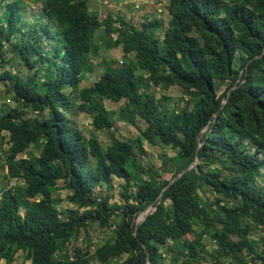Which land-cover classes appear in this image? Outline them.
Returning <instances> with one entry per match:
<instances>
[{
	"label": "trees",
	"instance_id": "obj_1",
	"mask_svg": "<svg viewBox=\"0 0 264 264\" xmlns=\"http://www.w3.org/2000/svg\"><path fill=\"white\" fill-rule=\"evenodd\" d=\"M41 3L47 23L27 25L18 0L0 13V81L17 106L0 114L1 144L7 137L8 145L0 263L23 254L29 264H264V0H168L165 26L144 19L139 27L99 20L87 0ZM101 28L117 35L109 45L125 61L108 63L82 87ZM16 64L24 78L9 70ZM150 88H177L186 103L168 108ZM105 100L118 110L105 109ZM76 111L89 116L92 132L109 137L104 150L72 125L68 114ZM114 120L136 128L137 140L115 137ZM139 141L175 154L157 171L136 156ZM113 179L123 181L122 205L95 191L110 189ZM59 189L70 193L74 210L57 209ZM94 225L111 237L91 250ZM205 234L213 251L201 241Z\"/></svg>",
	"mask_w": 264,
	"mask_h": 264
},
{
	"label": "rangeland",
	"instance_id": "obj_2",
	"mask_svg": "<svg viewBox=\"0 0 264 264\" xmlns=\"http://www.w3.org/2000/svg\"><path fill=\"white\" fill-rule=\"evenodd\" d=\"M12 0H0V13L4 9L5 5ZM19 2H22V16L24 21L27 22V25H30L31 23H34L36 21H41L42 23H47V18H42V14L40 12V7L42 5V0H18ZM88 1V8L91 12H94L98 15L99 20H103L106 16L115 18L119 17L122 20L139 27V25L146 20H153L157 19L159 21H162L164 26L166 25V22L168 20V16L166 13L168 0H87ZM115 27H118V23L114 24L113 29ZM162 30H159L156 32V35L159 39L162 37ZM117 35L112 31L105 32L104 29H100L96 32L93 42L97 46V54L95 56L91 57V63L94 67L93 71L90 73H87L83 79V82L81 83L82 87H88L92 85L98 77L103 72V68L108 63H115V64H122L124 63V58L122 57V53L119 46H114L109 41H114L116 39ZM42 49L44 51L48 50V47L45 45H42ZM131 56V55H130ZM132 57V56H131ZM46 67V63L42 66V71ZM9 70L11 71L13 76H19L20 78H24L27 74L26 69L21 67L19 64L14 65L13 67H9ZM41 71L40 77L43 75V72ZM143 76H145V73L139 72ZM5 82H9L6 80ZM218 92L221 93L225 85H219L218 86ZM152 94L155 95L156 98L165 97V105L168 108H175L179 109L182 107L187 99L177 88H171L167 92L158 91L151 89L149 90ZM103 105L105 109L109 111H117L119 108L118 103H114L111 101H103ZM17 107L14 101L10 98V95L5 92V87L0 81V114H3L7 111L9 108H15ZM68 117L72 123V125L81 130L83 135L85 137H89L91 134L96 136L99 140V143L104 150L109 144L110 140L109 137L106 134L102 133H96L92 132L90 127V118L86 114H82L79 112H73L71 114H68ZM111 131L115 134V137L122 139V140H131L136 141L138 136V131L136 128L129 126L127 123L120 122L117 120L113 121V127ZM7 137H4L3 144H1L0 140V188L4 185L5 181L3 179V176L6 174V168L3 163L2 157L6 153L8 149V145L4 144L6 143ZM140 150L134 148V152L136 156H140L142 163L149 165L153 167L155 170H159L161 167L162 161L169 156H173L175 154L174 150L162 148L160 146H150L147 145L141 141L136 143ZM34 155L38 154V151L34 152ZM25 156V157H24ZM30 153H26L23 155L24 158H29ZM90 165L92 166V163L90 162ZM163 179H169V174H164ZM12 185L17 186L16 184ZM122 185L123 181L119 179H113L112 180V187L110 189H107L106 186H98L96 187L95 191L97 192H105V190L108 191V193L113 194V197L109 200L110 204H119L122 205V200H120L119 195L122 191ZM10 187L11 185H7ZM131 191L133 189H130ZM70 193L65 189H59L54 192V198L60 199L61 203L58 204L57 209L59 211L63 210H74L75 207L67 202L66 197ZM118 195V196H117ZM200 195L202 198L206 199V201L211 200V194L209 191L200 192ZM83 210H80L79 213H81ZM24 208L20 207V215H23ZM197 233L200 231V229L196 230ZM259 234V233H257ZM256 233H253L251 235L252 238L258 239L259 236ZM83 232L79 235L77 241L75 242L76 245L79 247H82L83 244L85 245L84 241L82 243L83 238ZM111 237V231L110 230H101L97 225H94L89 229V238L91 243V250L94 246L99 244L103 239H107ZM201 241L205 243L207 250L213 251L214 244L210 241V238L207 234L201 238ZM181 243V241L179 242ZM93 245V246H92ZM23 254L18 255L17 260L15 264H29L28 261H24ZM213 262L209 261V264ZM91 264H96V262L93 260ZM208 264V262H207Z\"/></svg>",
	"mask_w": 264,
	"mask_h": 264
},
{
	"label": "water",
	"instance_id": "obj_3",
	"mask_svg": "<svg viewBox=\"0 0 264 264\" xmlns=\"http://www.w3.org/2000/svg\"><path fill=\"white\" fill-rule=\"evenodd\" d=\"M198 161V160H197ZM190 169V167L189 168H187V169H184L181 173H179L178 175H177V177L174 179V180H172L166 187H164L163 189H162V191H161V194H162V192L173 182V181H176L178 178H180V176L184 173V172H186V171H188ZM161 194L159 195V200H160V198H161ZM158 204V203H157ZM155 209H156V206L155 207H149L148 209H146L141 215H139L138 216V218L141 216V218L138 220V218H137V221H136V226H138L140 223H142L144 220H145V218L149 215V214H151L153 211H155ZM136 228V227H135ZM136 230V229H135ZM134 234L136 235V231L134 232ZM144 247V246H143ZM145 252H146V254H147V251L145 250ZM146 264H149L148 262L146 263Z\"/></svg>",
	"mask_w": 264,
	"mask_h": 264
},
{
	"label": "bare ground",
	"instance_id": "obj_4",
	"mask_svg": "<svg viewBox=\"0 0 264 264\" xmlns=\"http://www.w3.org/2000/svg\"><path fill=\"white\" fill-rule=\"evenodd\" d=\"M141 218V216L138 218V220Z\"/></svg>",
	"mask_w": 264,
	"mask_h": 264
},
{
	"label": "built area",
	"instance_id": "obj_5",
	"mask_svg": "<svg viewBox=\"0 0 264 264\" xmlns=\"http://www.w3.org/2000/svg\"><path fill=\"white\" fill-rule=\"evenodd\" d=\"M1 264V263H0Z\"/></svg>",
	"mask_w": 264,
	"mask_h": 264
}]
</instances>
